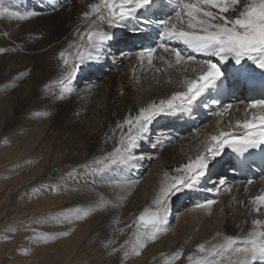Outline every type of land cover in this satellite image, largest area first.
<instances>
[{"label":"bare ground","instance_id":"6f19581e","mask_svg":"<svg viewBox=\"0 0 264 264\" xmlns=\"http://www.w3.org/2000/svg\"><path fill=\"white\" fill-rule=\"evenodd\" d=\"M41 1L50 5L51 9L58 4L64 7L72 0H47L50 2H46V0H4L3 7L21 13L37 9L47 11L49 8L42 6ZM79 1L81 5L77 4ZM92 3H99V0H74L68 4L64 8L63 15L54 16L57 24L65 22L68 24V28L37 42L31 39L22 40L24 33L33 29V22L13 20L7 17L0 18V135L4 133V130H7L9 139L5 145L0 142V178L3 173L11 174L12 178L15 177L9 191L1 198L0 212L7 208L10 201L19 198L26 187L33 183L43 182L40 179L43 174L48 173L47 175L50 176L48 179L44 178L47 182L57 183L60 179L58 173L63 171L61 169L68 162L79 163V177L84 175V166L87 163L113 150L119 138L118 123H122L129 114L135 115L142 106L169 98L174 92L181 90L178 84L182 78H194L195 76L191 71V65L189 70L184 72L179 68L167 67L159 59L154 60L153 66H148L146 60L141 62L137 53L142 49L135 45L133 32H131L129 24L124 21L121 26L112 28L105 26V30L110 32L113 37L108 42L105 60L87 63L78 69L72 87L80 88L82 86V88L80 92H77L75 98L67 100L68 103H64L65 105L57 101L59 89L57 87L49 89L48 86L55 85L62 72L59 52L65 50L73 41H77L76 32L78 29L81 32L86 29L87 25L83 14L90 10L89 5ZM172 21L178 25L180 23L175 18ZM173 42L178 45H168L179 48L186 56H193L196 60L211 59L213 62H217L215 57L192 52L182 43ZM158 52H160L158 57L164 56L165 59H172L162 49H158ZM115 53L116 57L113 56ZM156 67L166 68V71L157 72L155 71ZM118 71L124 75L122 74L118 80L115 79V75L111 78L108 77L109 80L102 82L99 90L87 86V83H93V79H102L108 73L114 74ZM222 71L226 72L232 82L242 80L244 74L258 78L264 73V70L256 68L250 61H243L241 65H236L232 60L222 66ZM170 80L171 82H169ZM237 96L242 97L240 103L234 99ZM73 99L74 101H71ZM248 102L253 101L249 97H245L243 92L235 91L234 97L220 107L222 109L231 104L233 105L232 109L225 111L221 116L214 115L210 121L200 120L195 113L193 114V111L162 114L153 121L148 139L141 142V146L136 150L140 153L138 158L130 165H125L124 169L122 168L125 172L129 171L128 174L130 172L132 174L126 176L124 171L120 170L122 165L114 166L113 169L102 175L99 182L96 181L99 184L94 187L97 189L93 191L94 193L78 194V198L72 197L74 199L69 196L67 198L60 196L45 198L44 206L52 207L63 205L70 200L77 202L76 207H87L100 195L116 204L115 207H110L103 212L94 213L84 221L76 222V226L73 228L75 231L70 236L72 242L68 240L70 242L65 247L67 252L73 251L76 246L87 250L95 243L97 251L93 255H95V260H98L97 264H120L119 257L110 255V251L108 253L107 250V246L111 245L110 241L115 236L113 228L120 226L124 230L127 229L128 224L136 220L146 208L152 206V200L160 187L164 173H172L175 168L203 152L204 142L211 135L217 134L220 130L243 135L245 130L235 128L234 125L237 120L245 118V109L250 104ZM94 105L96 106L94 109L96 117L94 118L95 124H92L94 133L91 135L82 124L74 122H69L64 126L60 124L61 120L68 115L66 113L69 109L76 115L83 112L80 114L86 119L83 123L90 126L87 111L91 106L95 108ZM82 106L85 107L81 108ZM256 111V109L250 110L248 117L250 118ZM230 123L232 127H229ZM59 124L62 126L57 138L59 145L56 142L53 144L48 142L46 152L41 147L38 152L43 151L46 154H51L63 146L65 147L63 153L52 158L47 155L50 158L49 162L46 160L47 156L38 163L34 162V158L27 159L34 153V150H37L36 144L48 133L53 134V129L58 128ZM157 125H159V129L156 137L159 140L153 143L156 147L150 148L148 144L151 142L153 127H157ZM113 132L116 133V136L112 135ZM173 144L176 145L161 152L157 166L140 182L143 173L146 172L144 169L151 161L147 157L154 158L155 156L144 151L158 152L159 149ZM55 151L54 155H56ZM38 152L37 154H40ZM232 153L234 152L230 148H225L222 155L210 164L209 175L201 181L198 187L185 190L172 198L166 231L154 243L149 244L142 257L140 256L137 261L138 264H141L145 259L143 257L158 255V253L172 256L174 253L182 251L187 258L194 254L198 245L202 243L210 246L213 243L221 242L220 238L223 235L247 233L248 229L252 227L253 219L264 220V210L257 215L252 211L253 205L250 203L254 196L264 192V175L258 180H249L252 181L251 184L237 178L230 156ZM209 178L211 183L207 184L205 180ZM220 179L226 181L225 186L218 184ZM117 180L139 182L130 188L121 190L114 186ZM0 182L2 183L1 180ZM216 187L220 188L219 193L209 191ZM227 188H231V191H227ZM103 190L105 192H102ZM118 195L123 199L117 201ZM212 199L218 202L210 210L197 207L198 204ZM34 215V211L28 214L19 210L14 218L26 219L30 217L34 219ZM174 216L177 219L173 224L174 220H170ZM26 221H21V223ZM130 230L129 228V232ZM101 238L102 240L104 238V245H100L97 241ZM86 240L87 247L84 245ZM107 243L109 244L107 245ZM172 249L174 250L172 251ZM176 264H185V261Z\"/></svg>","mask_w":264,"mask_h":264},{"label":"snow or ice","instance_id":"6c2138e0","mask_svg":"<svg viewBox=\"0 0 264 264\" xmlns=\"http://www.w3.org/2000/svg\"><path fill=\"white\" fill-rule=\"evenodd\" d=\"M155 0H99V3L89 5V11L83 14L86 29L76 32L77 41H73L68 47L59 52L62 72L55 85L59 89L57 98L60 100L70 96L74 89L72 84L81 66L99 62L105 58L108 52V42L113 39L108 28L121 26L124 21L136 18V13L150 10ZM4 0H0V18L7 17L13 20H28L37 16L35 11H12L3 7ZM178 11L173 23L171 18H162L155 21L160 28V40L157 47H149L137 53L141 62L146 60L148 66L154 65V60L159 59L167 67L179 68L184 72L189 70L195 74L194 78L184 77L178 84L180 91L174 92L169 98L152 102L139 108L135 115L129 114L122 123L117 124L119 138L113 150L106 155L94 159L91 164L84 166L85 179L83 184L94 185L95 176L118 165H129L137 157L136 150L141 142L149 137L153 121L162 114L190 112L201 98H206L212 92L218 91L220 82L225 76L222 66L234 61L241 65L243 61H250L256 68L264 70V0H176ZM144 24L154 23L145 19ZM139 31V29H135ZM163 41H177L187 49L207 57L217 58V62L211 59L196 60L193 56H186L179 48L170 47ZM157 48L163 50L172 59L164 56L157 57ZM157 72H165V69L155 68ZM27 75V73H25ZM171 82V80L169 81ZM208 103L218 105L216 99ZM233 105L228 104L214 115L221 116L225 111L231 110ZM256 109L250 118L248 112ZM229 127H232L231 123ZM235 128L244 129L243 135L220 130L211 135L204 142V151L172 173L165 172L160 187L152 200V206L146 208L133 221L134 225L131 238L126 240L119 248H112L109 254L123 253L125 260L132 256L139 257L150 242H155L166 231L169 222L170 204L172 198L185 190H192L199 186L201 181L209 175L210 164L221 156L225 148L233 152L244 154L249 150L264 146V99L254 100L245 109V118L237 120ZM113 136L116 133L113 132ZM79 172L75 169L69 173V177L79 183ZM138 181L117 180L115 187L121 190L130 188ZM249 184L252 181H248ZM220 186H225L226 181L220 179ZM80 192L82 188L74 189ZM231 191V188H227ZM59 191V189H57ZM94 189L89 188L88 192ZM219 193L220 188L209 189ZM123 197L117 196L120 201ZM218 201L208 200L197 205L198 208L210 210ZM250 203L252 211L259 215L264 210V192L254 196ZM116 204L107 197L100 195L87 207H70L51 215L46 220H37V223L75 224L84 221L94 213L103 212ZM34 235L30 238L33 243L48 242L72 235L75 229L64 231L57 235H48L37 232L28 225ZM123 232V230H121ZM219 237V234H218ZM221 242L210 246L200 244L194 254L187 257L190 264H264V220L253 219L252 227L247 233L240 235H223ZM114 243V242H113ZM111 246V245H109ZM27 254V253H26ZM183 257L182 252H176L170 258L164 260V264H175Z\"/></svg>","mask_w":264,"mask_h":264},{"label":"rangeland","instance_id":"374dc122","mask_svg":"<svg viewBox=\"0 0 264 264\" xmlns=\"http://www.w3.org/2000/svg\"><path fill=\"white\" fill-rule=\"evenodd\" d=\"M50 1L46 0V2H50ZM73 1L74 0L69 1L68 4H71ZM40 3L42 4V6H46L45 8H47V9L49 8V9L47 11H45V10L42 11V9H37V10H35V12L39 13L37 16L32 17L31 19H28V20H24V21H28V22H33L32 25H34V26H33L32 30L24 33V37L22 38V40L31 39V40H34L35 42L45 40L46 37L50 36L51 34L56 35L61 30L68 28L67 23L62 22L61 24H57L55 22V19H54V16H61L64 14V12H65L64 8L66 6H68V4H66L64 7L63 6L61 7L58 4V6H56L55 8L51 7V9H50V5H46L42 1ZM77 4L81 5V2L79 1ZM56 9H58V10H56ZM55 14H57V15H55ZM112 53H114V52H112ZM158 55H159V53L156 54L157 57H158ZM113 56L116 57V53L113 54ZM119 71L117 73L114 72V74L108 73L102 79H93V83L92 84L87 83L88 84L87 86L92 87V89H94V90H99L100 89L99 86L102 85V82L108 81L109 78H111L113 75H115V79L118 80L120 78V76H122V74H123V73L120 74ZM81 88H82V86L80 88H78V86L73 87L74 91L70 96H67L63 100L57 99V101H60L62 104L68 103V101L71 98H75V95L78 94L77 92H80ZM71 101H74V99ZM84 107L85 106H82L81 108H84ZM98 107H97V109H98ZM94 109H96V106H95V108L93 106H91L88 108V111H87V114H88V117H89L90 123H91L90 126H88L87 124L84 125L83 122L86 119H84V116L80 115L83 112L76 115V114L72 113L71 110H69V109L67 111V108H66V111H67L66 114H68V115L65 116V118L61 120L60 124H62L63 126L69 122L82 124L83 126H85L86 129L89 130L88 134L91 135L92 133H94V129L92 127V124H95L94 118L96 117V115L94 114L95 113ZM112 116H113V114H112ZM60 124H59L58 128L53 129V134L48 133L47 135L44 136L45 138L43 137V139H41L36 144L35 147H38L39 149L36 148L37 150H34V153L31 155L32 157L30 156V158H27V159H33L34 158L33 159L34 162L38 163V162L42 161L47 155H49V157L52 158L53 156H58V155L63 153V151L65 150L64 149L65 147H63V146L61 148L59 147L60 148L59 150H56V151L54 150L56 155H54V151L51 154L45 153L46 152V144H49V143L53 144L56 142L59 145V141H57L58 140L57 138L60 134V130L62 127ZM158 126L159 125H157V127H153V133H152L151 140H150L151 142H150V144H148L150 146V148L156 147L155 144H153V143H156L155 141L159 140L156 137L157 132H158L157 130L159 129ZM7 133H8L7 130L6 131L4 130V133L0 135V142H2L3 145H5V143L7 144L9 141V139L7 137ZM55 135H56V137H53ZM50 138L53 140H51ZM4 141H6V142H4ZM50 141H52V142H50ZM175 145L176 144H173L170 146L168 145L167 147H163L162 149H159L158 152L144 151V152L153 154L155 156H154V158H148L147 157V159L149 161L150 160L151 161L148 163V167L144 169V172L145 171L146 172L143 173V177H141V179L139 180L140 182H142V180H144L146 178V175H148L149 172L151 170H153L155 168V166H157L156 164H157V162H159V160L161 158V156H160L161 152H164L166 149L172 148V146H175ZM40 147L43 149V151L45 150V152H43V151H42L43 153L41 152L42 154L40 152H38V150L41 149ZM37 152L40 154H37ZM136 153H137V157H138L140 155L139 151ZM84 155H85V153H84ZM37 157H38V159H37ZM49 157L48 156L46 157V158H48V159H46L47 162H49V160H50ZM93 160L94 159H92L91 162ZM91 162H89L87 164H91ZM66 164L61 169L63 171L58 173V177L60 179H59V181H57V183L47 182V180L44 178L47 177V179H48L50 176L47 175L48 173H45V174H43L44 176L42 175V177L40 178L41 180H43V182L40 181L37 184L33 183V184L29 185L28 187H26V189H24V191H22V193L19 195V198L14 199V200L12 199L13 201L9 202V204L7 205V208L1 210L2 212H0V264H97L98 260H95V255H93L97 251V248L95 249V247H96L95 243L92 245V247L89 246L87 248L88 251L83 250L80 246H76L73 249V251L67 252L65 247L70 242V241H68V240H71L70 237H67L68 239L67 238H60V239L52 240V241H48V242H40L38 244L33 243L32 240L30 239L34 235V233L31 231V229L28 227V225H31L33 228H35L37 232H43V233H46L48 235H57V236H59L60 233H62L64 231H69L70 229H73L76 226V223L75 224H62V225L61 224H54L51 222L37 223L36 222L37 220H46L47 217H49L51 215L59 214V212H61L63 210H66L70 207H76L77 206V202L74 200H70V202H68V203H64L63 205H58L55 207L44 206L43 201L45 198H49V197L58 198L59 196L67 198V196H69V198L74 199L72 197L76 196V198H78V194L88 193L89 188L94 189V191L97 190L94 187L97 186V184H99V183H95V185L89 184L86 186L83 184V181L85 179H87V178L91 179V177L85 178V174L84 175L82 174L81 177H79V183H77L76 180L71 179L69 177V173L73 172L74 169L78 172V167L80 166L79 163L68 162ZM125 167H126L125 165H122V167H120V170L124 171L123 169ZM128 172L124 171L126 176H128L129 174H132V172H130L129 174H128ZM11 176L12 175L8 174V173L7 174L3 173L1 175L0 180L2 181V183L0 182V190H2V191L0 194V196H1L0 202L2 201V199H1L2 196L6 192L9 191L8 189H10V185H11L12 180L15 179V177L12 178ZM100 178H102L101 175L95 176V179L97 182H99L98 180H100ZM3 179H4V181H3ZM9 181H10V183H9ZM205 181L207 182V184L211 183L210 178L206 179ZM33 185H35V186H33ZM90 185H91V187H89ZM211 186H213V185H211ZM80 187L82 188V190L80 192H77L74 190V189L80 188ZM57 189H59V191H57ZM98 190L100 191L102 189H98ZM2 192H3V194H2ZM102 192H105V190H103ZM19 200H21L22 202L20 203ZM23 200H24V202H23ZM19 210H20V212H26L28 214H30V212L34 211V213H35L34 219H32L30 217L26 218V219L25 218H23V219L14 218ZM174 215H176V214H174ZM23 216H25V215L23 214ZM176 219H177L176 216H174V217H172V220H170V221L174 220L173 221V224H174ZM26 220H31V221H26ZM21 221L22 222L26 221V222L21 223ZM132 224H133V222L131 224H128V226L132 225ZM116 228L117 229L119 228L120 230H117ZM116 228L115 227L113 228V230L115 231L113 235H115V236H113L112 240L110 241L111 246H109L108 245L109 243H107L108 253H109V251L112 252L113 247L119 248L122 244H124V242L126 240H129L131 238L132 231L134 230V227H132V228H130L131 230L129 232V227H128L127 229H125L127 232L126 233L125 230L123 228H121L120 226L116 227ZM233 228H235V227L233 226ZM121 229L123 230V232H121ZM248 230H250V228ZM101 233H100V235H102ZM102 237H103V235H102ZM97 241H98V243H100V245H102V244L104 245V238H103V240L101 238ZM71 242H72V240H71ZM112 242H114V243H112ZM152 243H154V242H150L149 244H152ZM149 244H148V246H149ZM84 245H85V247L88 246L87 240L84 242ZM146 248L143 250V252L146 250ZM174 249H172V251ZM143 252H142V254H143ZM179 252H182V251H179ZM165 254H166V252H165ZM112 255L119 257V261L121 260L120 264H138L137 261L139 260L140 256L142 257V255H140L139 257L132 256L129 259L125 260L123 258L122 252H117V253L112 254ZM170 257H171V255L165 256L164 253H158V255H154V256L150 255L149 257L145 256V257H143L145 259L142 260L141 264H164V260L166 258H170ZM177 261H176V263H181V262L185 261V264H190V261L186 258V256L184 254H183V257ZM224 264H227V262L225 261Z\"/></svg>","mask_w":264,"mask_h":264}]
</instances>
